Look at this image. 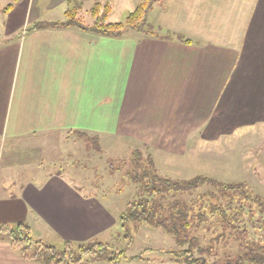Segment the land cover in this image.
<instances>
[{
	"label": "crops",
	"instance_id": "obj_1",
	"mask_svg": "<svg viewBox=\"0 0 264 264\" xmlns=\"http://www.w3.org/2000/svg\"><path fill=\"white\" fill-rule=\"evenodd\" d=\"M127 1L0 7V226L25 225L53 246L119 238L117 203L77 183L73 169L47 168L62 138L125 141L174 160L264 128V0H161L149 13L158 37L34 29L62 22L73 3ZM54 12L60 21L41 19ZM151 254L122 264H172ZM0 264L40 263L0 239Z\"/></svg>",
	"mask_w": 264,
	"mask_h": 264
},
{
	"label": "rangeland",
	"instance_id": "obj_2",
	"mask_svg": "<svg viewBox=\"0 0 264 264\" xmlns=\"http://www.w3.org/2000/svg\"><path fill=\"white\" fill-rule=\"evenodd\" d=\"M144 1L140 3L138 0H130L120 5L109 2L73 3L68 10L73 12L74 21L92 27L95 16L91 10L96 4L101 6L99 14L105 13L104 6L107 5L108 23H125L129 14ZM12 2L13 0H0V7H7ZM159 2L154 3L153 8ZM35 13L36 11L34 15ZM29 17L33 19L30 14ZM41 17L42 20L57 19V21L62 18L59 12L44 14ZM152 18L148 14L146 26L154 28L151 25ZM65 21L66 16L62 22ZM77 137L62 138L63 141L55 143L59 148L56 154L58 156L51 155L47 160V168L51 172L59 171L71 177L73 174H70L69 169H73L77 172V183L84 182L97 186L95 192L101 198L117 203L118 208L123 211L122 215L127 213V205L140 195L139 183L135 182L129 173L131 172L132 175L133 171L137 170L140 175L143 168L151 169L146 160L148 156H151L158 175L163 178L187 181L203 176L223 185L242 184L244 186L241 190L250 198L248 200L247 196L237 192L232 202L230 197L220 195L219 189L213 185H204L193 192L179 194L177 198L192 208L195 215L201 210L206 214L204 221H200L199 216L198 220H194L196 223L191 221L192 229L188 236L190 241L184 247H178L176 241L161 229L130 222L129 232L126 234L121 228L119 238L113 244H109L117 253H124L125 257L130 259L142 256L143 260L148 253H155L149 256L158 257L157 254H160L159 257H165L167 263L186 264L185 259H180L176 254L192 250L194 259L204 258L211 264L218 260L236 262L238 258L249 252L248 248L252 244L264 247V213H261L260 205L253 201L257 196L264 200V128L251 135L237 134L234 138H224L220 142L200 144L196 156L174 160L161 157L160 153L156 155L153 152L152 155L142 146L125 141L113 143L111 139L107 141ZM189 149L196 151L192 146ZM136 151L141 153L140 161L136 163L137 166L139 165L137 168L133 163ZM145 180V183L150 182L149 179ZM207 193H214L219 199L204 197ZM211 206H221L226 211L227 217L225 218L221 212L212 211ZM242 206H245V210L240 212ZM118 208L116 207L115 210L119 211ZM100 261L104 262V260ZM124 262L129 261L120 260V264Z\"/></svg>",
	"mask_w": 264,
	"mask_h": 264
},
{
	"label": "trees",
	"instance_id": "obj_3",
	"mask_svg": "<svg viewBox=\"0 0 264 264\" xmlns=\"http://www.w3.org/2000/svg\"><path fill=\"white\" fill-rule=\"evenodd\" d=\"M161 0H145L132 13L129 14L125 23H108L107 22V5L104 6L105 13L99 14L101 10L100 4H96L91 10L95 16V23L92 27L82 25V23L74 21L73 12L67 10L65 16L66 21L45 25L39 23L34 26V29L44 27L52 28H67L77 27L82 30L92 31L94 33L109 36L122 37L125 33L134 30L146 35L157 36L154 28L146 26V18L153 9V4ZM12 7V6H10ZM8 9V8H7ZM179 41L190 44L191 41L176 35ZM165 38L172 39L171 33L165 34ZM80 137H88L85 134H79ZM90 138V137H88ZM134 158L135 168L139 167L141 153L135 152ZM151 169L143 168L142 174L139 175L137 170L129 173L134 181L139 183L140 195L136 200L127 205V213L120 218L121 228L127 234L129 232L128 225L130 222L146 224L150 227L161 229L164 233L170 235L177 243V246L182 248L189 242V232L192 229L194 220L204 221L206 218L205 211H199L195 215L194 210L190 208L183 200L177 198V195L198 190L204 185H213L219 189L220 195H226L231 198L232 202L235 193H243L242 184L223 185L215 180L203 176H197L191 180L174 181L168 178H163L158 175L157 170L151 156L147 159ZM137 163V164H136ZM134 175V176H133ZM138 175V176H137ZM145 179H149V183H145ZM219 199L214 193H207L204 197ZM170 199V200H168ZM249 200V196H247ZM256 204L260 205L261 213H264V200L257 196L254 198ZM214 212H221L226 218V211L221 206H211ZM245 210V206L241 207V211ZM193 212V213H192ZM193 214V215H192ZM199 216V218H198ZM196 223V222H194ZM0 239L7 240L11 247L18 251L22 258L30 261H35L40 264H90V261L104 260L107 264H120V260H143L141 257L133 259L125 257L124 253H117L112 246L100 242H90L85 244H74L72 242H64L61 246H53L42 241L35 240L30 233V230L25 225L11 227L9 225L0 226ZM191 246V245H190ZM249 252L245 256L238 258L236 262L215 261L211 264H264V247L250 245ZM149 251V250H148ZM180 259H185L186 264H209L204 258L194 259L192 250L178 252L176 254ZM91 262V263H92Z\"/></svg>",
	"mask_w": 264,
	"mask_h": 264
}]
</instances>
